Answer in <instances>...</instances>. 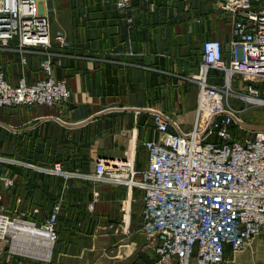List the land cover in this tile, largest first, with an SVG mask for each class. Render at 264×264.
<instances>
[{"label":"crops","instance_id":"obj_1","mask_svg":"<svg viewBox=\"0 0 264 264\" xmlns=\"http://www.w3.org/2000/svg\"><path fill=\"white\" fill-rule=\"evenodd\" d=\"M63 5L45 0L43 9L65 13L66 47L52 33L47 49L0 48L10 83L45 78L50 59L71 92L55 107L0 108V208L38 227L56 213L51 264H155L158 242L142 231L144 191L95 181L96 163L128 159L140 173L149 163L143 142L159 137L156 116L169 118L172 132L194 128L202 44L220 41L229 63L233 15L221 0H132L124 11L105 0ZM223 75L212 69L208 84L221 86ZM248 85L232 82L238 93ZM8 247L0 241V264L11 262ZM226 253L232 264L245 256Z\"/></svg>","mask_w":264,"mask_h":264},{"label":"built area","instance_id":"obj_2","mask_svg":"<svg viewBox=\"0 0 264 264\" xmlns=\"http://www.w3.org/2000/svg\"><path fill=\"white\" fill-rule=\"evenodd\" d=\"M44 1L0 0V48H8L12 42L20 49L51 47V22L43 9ZM221 1L234 18L232 60H224L220 41L202 44L199 75L195 77L199 92L194 128L172 132L169 118L156 116L159 137L143 142L149 163L140 173L128 159H99L96 163L95 181L144 191L142 231L158 242L155 264H221L227 247L233 252L243 251L264 232V130L238 139L235 131L247 130L241 125L239 109L231 103L264 105L259 89L264 83V3ZM131 2L105 0L118 11L126 10ZM54 40L62 48L67 46L62 32H57ZM41 68L45 78L34 83L21 78L16 84L10 83L0 69V108L66 103L71 96L67 80L54 76L50 59L42 61ZM212 69L223 72L221 86L208 84ZM237 77L249 83L244 93L232 86ZM6 183L13 185L10 180ZM5 221L32 227L36 241L45 232L54 245L56 213L45 226L38 227L28 220L9 218L1 207L0 230ZM17 236L6 229L0 231L2 242ZM15 244L10 253L20 256L23 252ZM35 248L40 249L37 244Z\"/></svg>","mask_w":264,"mask_h":264},{"label":"rangeland","instance_id":"obj_3","mask_svg":"<svg viewBox=\"0 0 264 264\" xmlns=\"http://www.w3.org/2000/svg\"><path fill=\"white\" fill-rule=\"evenodd\" d=\"M53 2L57 1V0H52ZM63 2V6L67 5V0H61ZM264 3V0H261ZM44 7V6H43ZM50 20H51V30L52 33H54L56 35L57 32H62L64 35H66V33L64 32L65 30H63V28L61 27L62 24H66L67 22V17L65 15V13H63L61 16H59L58 14H49ZM66 37V36H65ZM260 88V97L262 96V93L264 92V83L259 85ZM263 98V97H262ZM261 98V99H262ZM264 100V98H263ZM232 105L236 108L239 109L240 111V118L242 120L243 123L249 125V126H264V105L262 106H252L250 104H247L245 102H234L231 101ZM235 134L237 135V138H245L247 136H252V132L247 130V131H241L238 130L235 131ZM35 237V236H34ZM57 240V231H56V239L54 241V245L56 243ZM30 241V240H29ZM29 241L26 239V241H21L18 242L16 239H8V245L10 247H13V244L16 242L17 246L16 249H18V251L22 250L25 248L24 246H29V247H34L36 246V243H29ZM34 241L35 238H34ZM31 242V241H30ZM38 242V241H36ZM22 243V244H21ZM39 245V244H37ZM53 245V247H54ZM38 247L43 248L42 244H40ZM52 247V249H53ZM37 249V248H35ZM24 253V252H23ZM23 253H19L20 256H11V262L10 263H3V264H51V257L49 260H45L44 258H38L35 256H31L28 254H23ZM227 253L229 254L230 257H232L231 259H234L235 255H241V257L245 254V256H243L240 260H242V262H240V264H264V232H262L260 235H258L257 237H255V239L252 241L251 245L246 248L243 251H239L237 253H233V251L231 252L230 250H227ZM52 254V251H51ZM226 259V257H225ZM9 261V260H7ZM225 261V260H224ZM157 262V261H156ZM221 264H232L231 262H229V260H226V262H223ZM237 264V263H236Z\"/></svg>","mask_w":264,"mask_h":264},{"label":"bare ground","instance_id":"obj_4","mask_svg":"<svg viewBox=\"0 0 264 264\" xmlns=\"http://www.w3.org/2000/svg\"><path fill=\"white\" fill-rule=\"evenodd\" d=\"M3 226H1V233L4 231V229H6L7 231L10 232V234L13 233H17L19 234V236L16 237V240L18 242L21 241H26V239L29 241V243H36V244H42L43 248H40L39 250L35 249L34 247H29V246H24L25 248L23 249V252L25 254L31 255V256H35L38 258H44L45 260H48L50 255H51V248L53 246V240H51L49 238V235L45 232H42L40 234V241L36 242L34 241V234L36 233L35 230L26 225V224H15V225H11L8 221L3 222L2 224ZM15 227V228H14ZM16 243V242H15ZM22 244V243H21ZM38 245V246H39ZM17 246V244L14 245V247ZM18 250V249H17ZM22 251V250H21ZM23 253V254H24Z\"/></svg>","mask_w":264,"mask_h":264},{"label":"water","instance_id":"obj_5","mask_svg":"<svg viewBox=\"0 0 264 264\" xmlns=\"http://www.w3.org/2000/svg\"><path fill=\"white\" fill-rule=\"evenodd\" d=\"M243 128H245L246 130H249L251 132H256V131H261L264 130V126H249L245 123L241 124Z\"/></svg>","mask_w":264,"mask_h":264},{"label":"trees","instance_id":"obj_6","mask_svg":"<svg viewBox=\"0 0 264 264\" xmlns=\"http://www.w3.org/2000/svg\"><path fill=\"white\" fill-rule=\"evenodd\" d=\"M262 97L264 98V94H262ZM228 249V248H227ZM227 249H225V253L227 252ZM227 254V253H226ZM226 257V256H225Z\"/></svg>","mask_w":264,"mask_h":264}]
</instances>
